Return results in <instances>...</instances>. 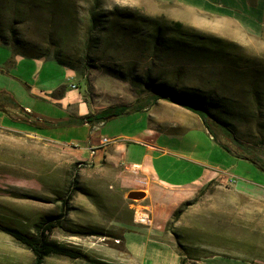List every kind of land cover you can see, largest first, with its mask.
<instances>
[{"label":"rangeland","instance_id":"374dc122","mask_svg":"<svg viewBox=\"0 0 264 264\" xmlns=\"http://www.w3.org/2000/svg\"><path fill=\"white\" fill-rule=\"evenodd\" d=\"M94 11L101 23L96 30ZM155 23L166 26L163 41L178 38L180 24L234 44L235 51L222 50L219 60L185 56L155 42ZM15 53L60 60L73 72L68 79L91 119L108 108L144 104L155 94L144 86L148 75L152 85L203 96L207 108L219 106L212 111L242 149L219 132L214 141L206 129L195 130L203 127L201 119L167 100L148 103L145 113L107 119L92 135L84 126L41 129L62 143L50 141L5 116V108L21 111L36 78L42 88L68 84L66 68L54 60L36 65L38 58L14 66ZM0 67V223L33 235L53 218L50 238L86 256L50 257L43 264H173L175 255L178 264H203L215 255L264 264V170L244 159L264 160V0H0ZM50 110L39 102L34 111L58 118ZM148 114L152 127L178 135L159 144L186 153L195 145L196 158L230 172L195 194L154 187L150 194V183L120 157L110 158L111 146L90 154L89 139L136 135ZM72 142L78 147L64 144ZM133 191L146 195L130 198ZM142 216L146 223L137 221ZM137 226L159 230L154 234L172 255L163 259L157 249V262L134 256L144 243L128 248ZM0 264H35V258L0 232Z\"/></svg>","mask_w":264,"mask_h":264},{"label":"crops","instance_id":"0c3cea01","mask_svg":"<svg viewBox=\"0 0 264 264\" xmlns=\"http://www.w3.org/2000/svg\"><path fill=\"white\" fill-rule=\"evenodd\" d=\"M15 56L14 66L26 61L25 59H34L17 53H15ZM53 60L56 61L55 59H34V64L39 65L42 63H49L48 61ZM65 68V78L66 81L68 80V84L63 81V83L61 82L58 85L42 88L39 87L37 83L39 78H36L37 82L27 85V95L30 96L28 103L23 104L22 108L18 106L17 110L21 111H18L17 113H14V111H12L13 109L5 108V116L8 118L12 116L10 118L11 120L15 119L16 121L29 124L32 127L30 128L31 131L39 135H41L39 133L41 129L49 127H62L65 129L80 128L81 126L90 127V135L93 134L92 130L98 131V128L104 126L105 122L90 123V121H84L88 117L89 107L77 89H72L70 87V84L76 85V82H72V80L68 79L74 75L67 67ZM39 102L47 104L51 109V112L56 111L58 113V118L52 117L51 115L37 114L34 110ZM144 110L141 113H145ZM148 117L149 122H145L136 135L131 137L119 135L113 138H106L108 140L106 145H111L110 158L114 159L117 156L120 157L133 169L136 176H140L147 183L151 184L152 187L148 190L150 194L153 193V187L169 192L183 191L195 194L217 175L227 171L230 172V170H223L222 165L220 164L211 165L208 161L209 159L196 158L193 149L195 148V145L191 147L189 153H186L180 148H170L166 145L159 144L164 136L176 137L178 135L160 132L155 127H152L151 116H149V114ZM202 128L204 127L195 130H202ZM203 130H205V128ZM43 135L41 136L50 141L57 142L55 137H52L49 134ZM116 138L119 139L118 142H116ZM91 139H89L91 145L97 147L98 141L102 138H98V140L97 138L94 140ZM64 144L77 146L74 142ZM190 152H192V154ZM230 175L235 178L231 173ZM136 229V231L130 233L132 237L129 236L127 239V243L129 244L128 248H131L130 242H135L136 240L137 242L144 241V245L142 244L143 247L140 245L142 251L137 253L134 251V256L137 255L139 258L142 256L145 261L157 262L160 257V254L158 253L159 249L163 250V255L161 256L163 259L166 258L165 254L168 256L172 255L168 248H164V244L160 241V238L154 234V232L156 233V228L155 230L154 228L137 226ZM130 238H132L131 241ZM175 256L173 264H178L179 257L178 255ZM161 258L160 261L163 262ZM203 264H244V262L223 255H215Z\"/></svg>","mask_w":264,"mask_h":264},{"label":"trees","instance_id":"16d2710c","mask_svg":"<svg viewBox=\"0 0 264 264\" xmlns=\"http://www.w3.org/2000/svg\"><path fill=\"white\" fill-rule=\"evenodd\" d=\"M99 20V15L96 11H94L92 13L91 20L92 30H96L98 25H101V23H99ZM153 26L154 28H152L154 30L152 35L157 44L162 45L163 43L165 45L166 43L168 47L179 49L184 53L185 56H192L194 58L201 59L202 61L219 60L224 55V52L222 53V50L230 49L232 51H235L234 44H228L223 40L197 35L184 29L182 30V28H180V24H178V29L174 33L178 34L181 31L178 34L179 37H174L173 39L163 41L164 33L166 32V26H162L158 23H155ZM56 61L64 65L60 60ZM150 80L151 77L149 75L146 76V78L144 79V86L151 91H155V94H153L151 98L144 102V104L139 105L140 107L133 106L128 108L125 106H120L108 108L96 114L93 119L87 117L84 121H90V123H102L110 118H116L124 116L126 114L141 112L147 107L148 103H152L158 100H167L196 114L201 119L203 127L207 130L212 140L216 141V133L219 132L220 134H223L224 136L230 138L234 143H236L237 147L242 149L238 142L233 137H231L229 130H227L225 126L220 122L219 117L212 111V107H219L218 105L211 104V108H207L202 104L203 96H191L189 94H183L179 90H176L174 88L171 89L167 84L152 85ZM243 150L246 151L244 148ZM244 159L255 161L264 170V160H255L247 156ZM73 186H75V183L73 184ZM69 198L70 196L64 201L65 208H68L71 199ZM58 221H60V219H58ZM56 226L57 224L54 223L53 218L48 219L37 227L36 234L28 235L0 223V232L11 236L15 241L30 250L35 258V264H43L45 260L50 257H65L74 260L85 258L86 256L78 250L62 245L50 238V233ZM119 238L124 240L123 237Z\"/></svg>","mask_w":264,"mask_h":264},{"label":"built area","instance_id":"2783aa9c","mask_svg":"<svg viewBox=\"0 0 264 264\" xmlns=\"http://www.w3.org/2000/svg\"><path fill=\"white\" fill-rule=\"evenodd\" d=\"M70 87L72 89H76V85L75 84H70ZM106 138H108V137H105V138L100 139L98 141V143H97V147L94 146V145H91V143H90V147H89L88 150L90 151V154L92 156H95L96 155V152H97L98 149H102V148H106L108 146H111V145H106ZM118 141H119V139L116 138V142H118ZM147 219L148 218H146L145 216H142L139 220L137 219V221L139 223H146L147 222Z\"/></svg>","mask_w":264,"mask_h":264},{"label":"water","instance_id":"95a60500","mask_svg":"<svg viewBox=\"0 0 264 264\" xmlns=\"http://www.w3.org/2000/svg\"><path fill=\"white\" fill-rule=\"evenodd\" d=\"M145 195L143 191H133L129 194L130 198H144Z\"/></svg>","mask_w":264,"mask_h":264},{"label":"bare ground","instance_id":"6f19581e","mask_svg":"<svg viewBox=\"0 0 264 264\" xmlns=\"http://www.w3.org/2000/svg\"><path fill=\"white\" fill-rule=\"evenodd\" d=\"M108 140L106 139V144H107Z\"/></svg>","mask_w":264,"mask_h":264}]
</instances>
